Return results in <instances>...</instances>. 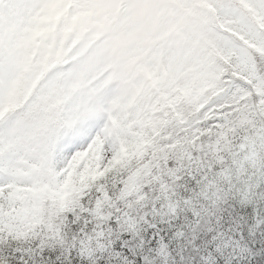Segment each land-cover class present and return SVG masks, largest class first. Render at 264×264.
Returning <instances> with one entry per match:
<instances>
[{"label":"snow or ice","instance_id":"snow-or-ice-1","mask_svg":"<svg viewBox=\"0 0 264 264\" xmlns=\"http://www.w3.org/2000/svg\"><path fill=\"white\" fill-rule=\"evenodd\" d=\"M116 6L113 22L93 0H0V36L59 41L81 76L117 72L121 109L150 93L64 137L38 183L8 185L0 264H264V0H220L225 38L183 78L166 38L178 17L157 32ZM110 22L112 47L127 44L114 65L93 41ZM9 57L0 47V71Z\"/></svg>","mask_w":264,"mask_h":264},{"label":"trees","instance_id":"trees-1","mask_svg":"<svg viewBox=\"0 0 264 264\" xmlns=\"http://www.w3.org/2000/svg\"><path fill=\"white\" fill-rule=\"evenodd\" d=\"M168 1H170L171 3L172 0ZM208 3L212 7V2L209 1ZM168 5L169 4H166L165 2L159 4L160 7L164 6L163 9H167ZM203 5H206V2ZM204 8L206 10L208 9L206 8V6ZM204 11L205 10L195 13L193 17L196 19L199 17V15L202 17L201 14H205ZM214 11L218 13L216 14L217 21H214V23L211 22L212 20H210L209 16L207 15L210 22H206L204 26L205 28L203 27V29L205 30L208 29L205 36L201 34L203 32L201 31V33L199 34L195 33L197 37H191L189 39L186 36L185 32L183 33V31H181L179 37L180 40L175 39V33L179 29L178 25L177 29L176 27H173L166 33L168 45L178 50L177 68L182 78L184 76L191 75L194 70V66L200 64L204 60L211 59L209 55L211 47L216 42H219L220 40L225 38L221 30L228 26V17L227 15L224 16V14L218 9ZM219 14H221L220 17ZM56 18L57 15H51L49 17V19ZM156 24L157 25L154 27L155 31H161V26L159 22H156ZM209 34L212 36L213 39L210 38ZM37 35H39V33H37ZM102 36V34H97L93 37V41L99 39V41L101 42L100 38ZM115 38L116 37L110 39L111 41L113 40L112 43H114ZM196 38L198 39L197 42L195 40ZM5 39L6 41H4ZM206 39L211 40H209L208 43V40ZM189 40L190 43L188 42ZM0 44L1 47L7 49L10 52V59L16 65L13 69V71L15 70L16 72L15 75L10 74L8 76L9 78L3 79L2 77L4 76L0 73V89H2L4 96V102H2V106L0 108V149H3V151L0 153V156L13 158L15 161L23 163L21 165L26 166L25 170L27 174H29V169L31 167L37 168V166L39 167L40 163H42L43 167V172H40L41 174L39 176L36 175L35 178L37 179L32 182L24 181L23 179L19 180L20 177L17 176V174L12 175L11 171L14 168V165L11 163L6 164L4 168L0 169V181L5 180V187L3 190H0V195H10L11 193L9 192L8 185H15L19 187L21 185L35 184L43 178V176L45 175L44 171L51 167L52 158L57 151V146L55 144H58V140L53 141L51 139V135H46V133H48L49 127L51 126V123L47 124L46 119H44V117L41 118L39 121L40 116H38V111L34 112L33 115L26 116L22 119L23 115L25 114V110H27V107L24 108L25 106L19 104L18 100L16 99L19 97L20 93L23 90L28 96L29 91L32 92V94H30V96L28 97L29 99H27L24 104L26 105L27 103H29L30 99L33 98V96H36V94L42 95L44 93V91L40 90H42L43 84H46V87L43 90L48 91L49 89H51L49 93H51L53 90L54 94H57L55 100L58 101L52 103V101L50 100V104L48 103L49 105L47 108H50L51 112H53L54 108L58 106L55 104L59 103L58 107H60L61 111H59L58 116L60 122L63 120V131L67 123H71L72 121H74V126L76 127L77 133L76 135H79V133L81 132V130L78 128V125L82 123L81 118L86 115L88 116V120L91 116L94 118L96 117L98 121V118L101 115V110H103V108L100 106L101 103H94V101L90 99V102L95 107V109L92 110V106L90 105V103L86 104V101H83L82 98L85 94L83 93L82 89L86 90L87 95L92 92V89H86L85 87H82L81 84L78 82L77 84H74L75 86H73V83L76 82L75 80H73V77L77 78V74L79 73L75 70L74 67L67 66L72 57L63 50L59 41L53 40L48 44H44L37 41L33 43L30 48H28L25 46L23 33L16 29H12L6 31L3 36H0ZM126 48V43H121L113 47L112 55L115 58L114 64L125 56ZM183 61H185L184 64H182ZM186 67L190 70H188L189 72L185 73L184 68ZM79 76L81 75L79 74ZM118 77L121 81L124 82L120 75ZM20 78H22V81ZM58 79L60 80V84H57ZM49 82H54L52 87H47ZM87 82L88 81H84V86H86ZM149 94V92L145 91L144 93H141L139 95H132L128 99V107L126 108L127 110H125L120 115L118 114L119 117L124 119V114L126 112L135 113V111L132 110L134 108V105H138L140 104V102L146 103ZM36 107L39 108L38 106ZM96 113L98 116L96 115ZM49 116L52 119L53 114ZM27 119H29L30 122L27 121ZM32 123H35L38 131L41 130L39 131V133H43V135L41 136L42 139L38 138V140L43 143L42 149H40L38 145L33 146L31 144L10 143L8 145V143L10 142L8 141V139L12 133H19L21 135L26 134L32 136L33 133L27 134L28 130H32L31 128H29ZM71 130L72 136H75V129L73 128V126ZM64 136L66 137V135ZM17 142L21 143V141ZM30 149L34 150V154H31ZM0 159L3 160L4 158Z\"/></svg>","mask_w":264,"mask_h":264},{"label":"rangeland","instance_id":"rangeland-1","mask_svg":"<svg viewBox=\"0 0 264 264\" xmlns=\"http://www.w3.org/2000/svg\"><path fill=\"white\" fill-rule=\"evenodd\" d=\"M116 1L117 0H93V3L97 6L96 10L102 16L111 17L113 22H115L118 19H122L121 11L119 10L118 12H116V9L114 7V5H115L114 3ZM209 1L212 2V4H211L212 7L208 3ZM130 2H131L132 6L135 10L134 22L140 24L141 26H143L145 28H151L154 31H155L154 27L158 24V23L156 24V22H159L161 29H162L166 25V23L168 22V16L170 14H173L176 17H178L179 29L175 33V35H176L175 39L180 40L179 37H180L181 31H183V33L185 32L186 36L189 39L191 37H197L195 33L199 34V33H201V31H203L201 34L203 36H205L208 29L205 30V29H203V27L205 26L206 22H210V20H212L211 22H213V23H214V21H217V18H216L217 15L216 14H218V13H216V11H214V10L218 9L216 7V5L219 4L220 0H172L171 3L168 0L167 1L166 0H130ZM162 2H165L166 4H169L170 6L168 5L167 9H163L164 6L163 7L159 6V4H161ZM205 2H206V5H203ZM163 5H165V4H163ZM205 6H206V8H208L207 10L204 8ZM203 10H205L204 11L205 14L202 13L201 14L202 17L200 15L197 19L193 17L195 15V13L201 12ZM222 13L224 14V16L227 15L224 12H222ZM52 15L56 16V14H52ZM207 15L209 16L210 20H209ZM220 15L221 14H219V17H220ZM174 27H176V29H177V25ZM98 34L103 35L100 38L101 46H103L107 50L106 51V58H107L109 64L114 65V62H115L114 59L115 58L112 55L113 54V52H112V49H113L112 41L113 40L112 41L110 40L111 38L116 37V29L114 27V23H111V22L107 23L105 25V27L103 28V30L101 32H99ZM209 36L211 39H213L210 34H209ZM211 39H206V40H208V43H209V40H211ZM195 40L197 42L198 39L196 38ZM4 41H6V39ZM188 42L190 43V40ZM0 47H1V44H0ZM184 62L185 61H183L182 64H184ZM15 66H16L15 63L9 57V59L4 63L3 71H0V73L3 74V76H4L2 78L3 79L9 78L8 76L10 74L15 75L16 72H15V70L13 71ZM188 70H190V69H187V67L184 68L185 73L189 72ZM77 76H78L77 78L73 77V80L76 81L73 83V86H75L74 84L75 83L77 84V82H78L81 84L82 87H85L86 89H88V88L92 89V92L88 95L86 93V90L82 89L83 93L85 94L84 97L82 98L83 101H86V104L90 103V105L92 106V110H94L95 107L90 102V99L93 100L94 103L95 102L98 104L101 103L100 106L103 108V110H101V115L98 118V120L102 119L106 114H111L114 111H115V115H113L112 119L115 120L117 116L119 117L120 114H122L125 110H127L126 108L128 106H126V108H124V109H121V108H119V106L117 104V101L120 98L125 97V96H129V89H128L127 83L125 81L123 82L119 79V77H118L119 74L117 72L114 71L112 75H110L104 79H100L98 77L79 76V74H77ZM20 79L22 81V78H20ZM84 81H88L86 86H84ZM59 82H60V80L58 79L57 84H60ZM53 84H54V82H49L47 87L48 86L52 87ZM45 87H46V84H43L42 90H40V91H44V93L42 95L36 94V96H33V98H31L29 103H27L26 105H24V104L27 101V99H29L28 97L30 96V94H32L31 91H29V96H28L26 94V92H24V90H23L16 100H18L19 104H22V106H25L24 108L27 107V110H25V112H24L25 114L23 115L22 119L26 116L33 115L34 112L38 111V116H40L39 121L41 118L44 117V119H46L47 124L51 123V126L49 127L48 133H46V135H51V139L53 141L58 140V144H59L60 141H62L64 139V137H65L64 135L72 136V134H71L72 126L75 129L74 134L76 136V134H77L76 133V127L74 126V121L71 122L72 125H71V123L66 122L67 124L65 125V129L63 131V120L60 122V119L58 116L59 111H61L60 107H58L59 103L55 104L58 106L54 108L53 112H51L50 108H47L48 105L50 104L49 103L50 100L52 101V103L58 102L57 100H55V97H57V94H54L53 90L51 93H49V91L51 89H49L48 91L43 90V89H45ZM45 91L47 94L45 93ZM3 98H4L3 91H2V89H0V108L2 106V102H4ZM143 104H145V103L140 102V104H138L139 106L134 105V108L132 110H134L136 112L137 109L140 106H142ZM36 106H38L39 108H37ZM101 107H100V109H101ZM51 114H53L52 119L49 116ZM96 115H97V113H96ZM45 116H47V117H45ZM121 119H123V118H121ZM81 120H82V123L80 125H78V128L80 130H82L83 128L88 126L90 122L97 121V118L90 116V118L88 120V116L84 115V117H82ZM27 121H29V119H27ZM32 124L29 126V128H31L32 130H28V132H27V134L33 133L32 136L26 135L24 133H22V134H24L25 136L21 135L19 133H12L11 136H9L8 141H10V142L8 143V145L10 143L31 144L33 146L38 145V147H40V149H42L43 143L40 142L38 140V138H41L43 133H39V131H41V130H39V131L37 130L35 123H32ZM35 137H36V139H35ZM17 139H22V140H17ZM17 141H21V143H18ZM53 144H55V143H53ZM58 144H55V145L58 146ZM2 151H3V149H0V153ZM30 152H31V154H34V150L30 149ZM36 153H38V152H36ZM0 158H4L3 160L0 159V169L4 168V166L8 163L13 164L14 168L12 169L11 174L12 175L17 174V176L20 177L19 180L23 179L24 181L32 182L35 179H37V178H35L36 175L39 176L43 172L42 163H40L39 167L37 166V168L31 167L29 169V174H27V172L25 170L26 166L21 165L23 163L17 162L13 158H9V157H1L0 156ZM2 182L4 183L5 180H2Z\"/></svg>","mask_w":264,"mask_h":264}]
</instances>
